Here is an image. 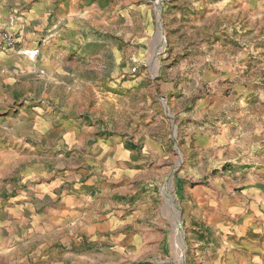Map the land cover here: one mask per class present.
<instances>
[{
	"label": "rangeland",
	"instance_id": "1",
	"mask_svg": "<svg viewBox=\"0 0 264 264\" xmlns=\"http://www.w3.org/2000/svg\"><path fill=\"white\" fill-rule=\"evenodd\" d=\"M196 1L52 0L48 21L58 33L46 30L38 53L22 54L38 68L28 71L30 105L57 128L41 136V150H58L67 122L87 134L76 151L87 169L89 218L100 227L85 242L83 264H209L222 245L221 234L186 219L180 189L231 170L198 142L219 131L217 113L202 106L215 101L214 67L203 63L209 56L186 53L213 42L209 8ZM105 144L118 152L113 163L104 150L99 162L93 156Z\"/></svg>",
	"mask_w": 264,
	"mask_h": 264
},
{
	"label": "crops",
	"instance_id": "2",
	"mask_svg": "<svg viewBox=\"0 0 264 264\" xmlns=\"http://www.w3.org/2000/svg\"><path fill=\"white\" fill-rule=\"evenodd\" d=\"M199 3L209 8L213 42L186 53L207 55L203 63L214 67L215 101L210 106L205 98L202 106L217 113L219 133L198 142L214 151L211 161L220 156L231 170L193 187L183 181L184 214L223 237L209 264H264V0H198L196 9ZM52 6V0H0V25L19 37L15 48L0 50V264H83L85 242L100 227L89 218L87 169L76 151L85 128L65 123L70 144L60 140L58 150L43 152L41 136L57 128L42 107L30 105L36 92L28 71L38 68L22 54L39 51L36 39L46 30L58 33L54 22L49 26ZM104 147L96 148V161L104 150L115 162L118 152Z\"/></svg>",
	"mask_w": 264,
	"mask_h": 264
},
{
	"label": "built area",
	"instance_id": "3",
	"mask_svg": "<svg viewBox=\"0 0 264 264\" xmlns=\"http://www.w3.org/2000/svg\"><path fill=\"white\" fill-rule=\"evenodd\" d=\"M19 42L18 33L7 27L0 25V50L15 48ZM38 51H32V54H36Z\"/></svg>",
	"mask_w": 264,
	"mask_h": 264
},
{
	"label": "bare ground",
	"instance_id": "4",
	"mask_svg": "<svg viewBox=\"0 0 264 264\" xmlns=\"http://www.w3.org/2000/svg\"><path fill=\"white\" fill-rule=\"evenodd\" d=\"M167 195H170V193H168V191H167ZM169 197L171 198V196H169ZM172 199H174V197H172ZM177 231H180V229L177 228Z\"/></svg>",
	"mask_w": 264,
	"mask_h": 264
},
{
	"label": "water",
	"instance_id": "5",
	"mask_svg": "<svg viewBox=\"0 0 264 264\" xmlns=\"http://www.w3.org/2000/svg\"><path fill=\"white\" fill-rule=\"evenodd\" d=\"M167 108H168V106H167Z\"/></svg>",
	"mask_w": 264,
	"mask_h": 264
}]
</instances>
